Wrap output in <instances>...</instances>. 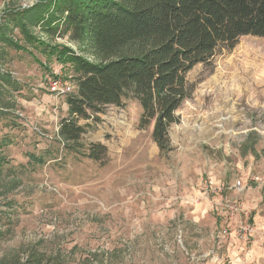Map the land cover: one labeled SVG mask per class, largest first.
<instances>
[{
	"label": "rangeland",
	"instance_id": "374dc122",
	"mask_svg": "<svg viewBox=\"0 0 264 264\" xmlns=\"http://www.w3.org/2000/svg\"><path fill=\"white\" fill-rule=\"evenodd\" d=\"M44 0H0V255L44 252L57 264H264V38L217 47L186 75L191 93L161 152L141 107L124 98L87 119L77 142L58 135L69 64L30 45L11 12ZM15 17V16H13ZM34 36L94 60L69 34ZM56 79H53L55 78ZM76 89V88H75ZM75 91V90H74ZM102 143L99 161L87 156ZM40 159V160H39Z\"/></svg>",
	"mask_w": 264,
	"mask_h": 264
},
{
	"label": "trees",
	"instance_id": "16d2710c",
	"mask_svg": "<svg viewBox=\"0 0 264 264\" xmlns=\"http://www.w3.org/2000/svg\"><path fill=\"white\" fill-rule=\"evenodd\" d=\"M11 15L26 43L73 69L76 86L64 94L68 116L59 123L62 139L77 142L84 132L79 119L130 98L141 107L138 127L152 126L161 152L170 150L168 128L191 93L187 73L197 64L212 67L219 46L231 49L244 35L264 38V0H44ZM37 23L50 35L67 33L81 41L94 60L34 36L29 27ZM0 42L25 49L1 26ZM0 79L10 77L0 71ZM105 152L102 143L87 148L94 161ZM3 159L0 155V171ZM22 254L0 255V264H57L44 252Z\"/></svg>",
	"mask_w": 264,
	"mask_h": 264
},
{
	"label": "built area",
	"instance_id": "2783aa9c",
	"mask_svg": "<svg viewBox=\"0 0 264 264\" xmlns=\"http://www.w3.org/2000/svg\"><path fill=\"white\" fill-rule=\"evenodd\" d=\"M53 79H56V77ZM51 85L53 90H58L63 95L71 93L74 90V84L64 82L62 85H59L57 79L53 80Z\"/></svg>",
	"mask_w": 264,
	"mask_h": 264
}]
</instances>
